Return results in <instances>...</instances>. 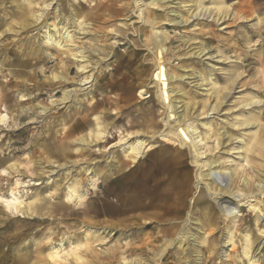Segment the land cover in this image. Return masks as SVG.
I'll return each mask as SVG.
<instances>
[{"label":"rangeland","instance_id":"374dc122","mask_svg":"<svg viewBox=\"0 0 264 264\" xmlns=\"http://www.w3.org/2000/svg\"><path fill=\"white\" fill-rule=\"evenodd\" d=\"M152 26L163 37L161 54L149 42ZM159 60L171 76L177 114L171 125L189 105L184 126L195 130L200 164L216 162L227 174L223 186L243 197L214 200L205 185L211 181L196 178L209 168L198 167L194 149L165 124L169 112L153 84ZM55 74L62 84L55 85ZM121 81L132 84L131 94ZM66 93L71 96L62 101ZM104 97L118 105L92 114ZM88 111L86 126L64 139ZM3 116L0 264H35L55 250L58 264H264V0H0ZM141 125L148 134L138 133ZM91 136L109 141H78ZM140 141L146 143L140 156L121 172L125 151ZM156 157L181 160L184 173L175 186L183 184L176 189L188 195L175 209L146 210L171 221L151 255L128 254L156 232L136 236L137 226L111 227L106 200H119L128 184L123 179L135 173L127 188L145 184L143 173ZM228 206L233 214H225ZM165 239L174 245L157 259Z\"/></svg>","mask_w":264,"mask_h":264},{"label":"bare ground","instance_id":"6f19581e","mask_svg":"<svg viewBox=\"0 0 264 264\" xmlns=\"http://www.w3.org/2000/svg\"><path fill=\"white\" fill-rule=\"evenodd\" d=\"M221 7L222 6L219 5V6H217V9L220 10L219 11L220 13L222 11L224 13L225 9L221 8ZM201 8H202L201 5H199V6L197 5V9L201 10L200 12H202V10H203V8L202 9ZM193 13L191 14V17H196L198 15V13H196V14H193ZM151 20L148 19V23L151 22V24H152L153 21H151ZM152 29L153 30L151 31V35L149 37L150 45L153 46V49L156 48L159 51V53L161 54V51H162L161 40L163 39V37L161 35H159L158 33L154 32L153 26H152ZM53 42H54V40H53ZM56 46H58L59 48H62V49L64 48L63 45L60 44L59 42H56ZM159 62H160L159 65H161V69H160V67H158V69H157V71L153 77L154 78L153 84L155 83V87L157 88V98H159L162 105L166 108V111L169 112L168 113L169 116H168L167 120L165 121V124L170 129V132H173L176 135V141L178 139L183 144H187L194 149V152H195L194 161L197 164V166L198 167L201 166L202 168H205V167L209 168V171L207 172V175L205 177L203 176V174H198V176L196 178H198V180L202 183L205 181V178H208L211 181V184L207 183L205 185L207 188L206 190L208 192H210V194L212 195V198L214 200H218L219 198H222V200H226L225 197L227 198V197H229V195H230V197L233 196L235 199H238L239 197L240 198L243 197V196L235 195L231 191L232 189L230 186H228V188H227V186L226 187L223 186L225 180L228 179V178H226L227 174L225 171H223L222 169H220L217 166L216 162L211 163V164H205V165L200 164V162L202 161V153H200V150L197 147V143L195 141L196 138L191 136L192 132H195V130L188 132V129L184 126L185 122L188 120V118L191 115L190 110H189V105H187V106L185 105L186 106L185 107V113L179 117V118H181V121L179 120L180 121L179 124L178 125L176 124V126L171 125L172 120H175V121L177 120V119H175V117L177 116V114H175V108L171 104V103H173L171 101V99H172L171 94H170L171 89H169V85H170L169 80L171 81V76L168 72H165V73L163 72V70H162L163 64H161V60H159ZM66 71H68V73L70 74V72L72 71V68H70V66H69V69H67ZM137 79H138V77H137ZM53 80H55L54 81L55 85H56V82H60L59 84H62L64 82L63 79L58 76V74L53 75ZM88 81H86V82H88ZM86 84H88V83H86ZM120 84L122 87H125L127 89L126 91L129 92L128 94H131V92L133 90L131 83L121 81ZM118 86H120V85H118ZM143 87H144V83H143ZM143 89H145V88H143ZM172 91L174 92L175 90L173 89ZM179 92H180V90H179ZM56 94H59V92H56ZM220 95H222V94L220 92H218V99H219L218 101L222 102L223 98H221ZM70 96H71V93H66L62 101L68 100L70 98ZM222 97H223V95H222ZM124 102L129 103V100H127V97L124 99ZM221 102H218V105H220ZM117 103H118V99H115L114 101L111 102V100L108 97H104L102 100H98L96 102V105L94 104V107H92L91 112H92V114L99 113L98 110L106 109V107H111ZM208 103H209V100L204 102V106L202 109V111L204 112L203 113L204 115L208 114V110H207ZM123 107H121V109H123ZM102 114L105 115V113H102ZM89 116L90 115H89V111H88V112H86L84 117H79V119H77L75 121L74 128L71 131L66 132L63 135V138L65 139V138L73 137L75 135V133H77L80 130V128L86 126L85 124H86ZM4 117L5 116L1 117L0 120L3 121ZM147 125H148V123H147ZM141 126H142V129H140V131L138 133L145 131L146 134H148V131H149V129H147L148 126H146V125L145 126L141 125ZM156 132L157 131L154 130L150 133L154 135ZM135 134L136 133H129V135H135ZM91 137H92L91 140H89L87 138L85 139L82 137L78 141L82 142L84 144L89 143V145L92 143H95L97 141H103V139H107L106 141H109V139L106 137L105 138L104 137L103 138L102 137L97 138V136H91ZM218 139H220V135H219ZM144 146H146V143L140 141V142H138V144L135 147H129L127 149V151H125V152H128V153H126L127 159L124 162H122L120 167H118L117 169H119L121 172L123 170H126V168L129 166V164H128L129 160L132 159L133 161H135L134 158H138L140 156L141 151L143 150ZM182 166L183 165H182L180 159L179 160H162V159H158L156 157L151 162H149V165H148V167H146V170H145L146 172L143 173L145 184L136 185L133 188L132 187L127 188V187L131 184V180H133L131 177L136 175V173L133 176L126 177L128 175L127 174L128 172L126 171L125 174L121 175L122 177H126L125 179H123L124 180L123 182L127 181L128 184H127V186L124 187V191L120 195L121 198L119 200L114 201L112 198H109V196L107 197L106 202L108 203V206L112 207V210L111 211L107 210L106 212H103L107 216H111V218L114 219L112 222H110V226L113 228L114 227H117V228L125 227L127 229L129 227L134 229V227L137 226L138 228L135 229L136 230V236H138V234L142 233L144 230L149 229V228H152V230H153L152 234L154 232H156L155 233L156 236L153 237L151 241L146 240L147 244L140 245L139 247L135 248V250H130V251L128 250L125 253L128 252V254H136L138 256H143V255L149 256V255H151L150 253L153 251V249L156 248V243H158L160 241V239L164 236L165 226H168V224L171 220L168 217L167 218L164 216L160 217L161 213L157 212V213L147 214V213H145V211L149 210L152 207L156 208V209L157 208L163 209V210L175 209L178 207V205L175 204L176 201L181 200L184 198L185 195H188V193H178V191L176 189V188H178V190H180L181 189L180 186H183V184H181V185L179 184L177 187L175 186V183H176L175 181L177 180V178H179V176H181L184 173L183 172L184 170H182L183 169ZM187 172L188 171H186V173ZM121 176H119L120 179H121ZM137 176H138V174H137ZM137 176L135 178H137ZM169 176L172 179L171 183L169 182ZM230 178L232 179V176ZM235 178H236V176H235ZM234 188H236V186ZM175 191H177V192H175ZM124 198H126V200H124ZM76 199L82 201L83 197L81 195H77ZM171 203H173V204L170 205ZM204 203L205 202H201V199L198 200L199 206L200 205H207L208 206V204H206V203L204 204ZM166 204L168 206L169 205L170 206L167 207ZM230 204H231L230 206H232L233 202L231 203V201H230ZM230 206H228V208L225 209V214L226 213L227 214H233L235 212L236 208H231ZM254 210H255L254 212H257V210H259V209L257 207H255ZM101 213L102 212H99V214L98 213H95V214L97 217H99ZM203 213L205 214V217H209L211 215L210 210L207 207H205V212H203ZM167 215H169V214H167ZM133 220H134V222H133ZM143 220L145 221L144 224L140 222ZM107 223H108V220L103 221V224H107ZM100 225H101V223H100ZM107 226H108V224H107ZM121 232H124V231H121ZM124 233H122V234H124ZM135 239H138L144 243V241L142 240V237H135ZM50 242H52V241H50ZM173 245H174V241L172 239H165L162 242L158 253L156 254V258L157 259L163 258L165 256V254L173 247ZM115 251L118 252V249ZM36 253H37V255H40L41 253H43V249H42V251H37ZM246 253H247V251H246ZM59 254L60 253L58 252V250H55L54 252H50L47 255V258H40V259L37 258L36 261L39 264H51V263L52 264H58L60 261ZM66 255L71 256V257L76 256V254H73V253H71L69 255L67 253ZM174 258H176V257H174ZM37 262H35V264H37Z\"/></svg>","mask_w":264,"mask_h":264}]
</instances>
